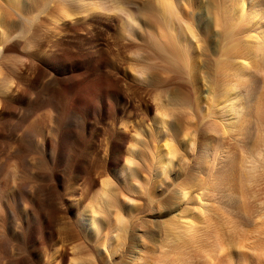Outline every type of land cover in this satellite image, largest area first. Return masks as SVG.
<instances>
[{"label":"rangeland","instance_id":"1","mask_svg":"<svg viewBox=\"0 0 264 264\" xmlns=\"http://www.w3.org/2000/svg\"><path fill=\"white\" fill-rule=\"evenodd\" d=\"M10 1L0 0V264H158L160 258L162 264H226L224 256L213 257L216 253L208 257L214 261L205 258L218 229L234 242L238 236L253 237L248 243L244 239L245 248L256 242L248 249L255 245L258 253L244 248L245 256L233 245L234 264H264V213L259 210L264 209V140L257 129L264 112L255 99L260 72L248 67L247 89L232 92L238 93L232 104L243 109V130L227 136L207 125L211 111L216 120L220 114L209 80L220 58L219 8L210 6L216 15L207 0H194L193 6L176 0V17L167 23L175 28L173 35L192 23L198 52H205L206 66L200 62L196 92H190L184 88L185 72L177 86L166 81L172 72L147 69L150 47L168 53L174 42L165 20L153 16L150 0H67L73 3L70 13L58 19L55 12L54 24L49 17L59 0H48L25 34L16 12L34 16L35 0H20L19 8ZM184 17L191 20L179 26ZM148 89L154 93L146 98ZM126 93L144 105L136 101L127 106ZM249 98L252 106L246 105ZM219 139L227 149L221 162L214 163L210 149ZM117 141H123L121 147ZM165 144L174 152L166 169L161 163L162 152L170 156ZM120 157L126 165L114 172L109 160ZM218 174L228 189L225 196L213 192L209 201L204 186ZM181 185L194 189L186 190L185 197ZM185 205L212 209L203 222L207 228L204 218L197 219L205 227L202 236L199 228L198 233L192 230L200 236H195L197 244L191 242L192 234L184 237L179 225L166 235L161 228L169 216L181 215ZM181 245L186 249L179 250ZM185 250L199 253L185 252L191 260Z\"/></svg>","mask_w":264,"mask_h":264},{"label":"bare ground","instance_id":"2","mask_svg":"<svg viewBox=\"0 0 264 264\" xmlns=\"http://www.w3.org/2000/svg\"><path fill=\"white\" fill-rule=\"evenodd\" d=\"M48 2V0H35L34 1V3H33V5H34V8H35V14H34V16H32V17H26L25 15H23L21 12H16L17 14H18V16H19V24H20V29L24 32V34H25V32L26 31H28L30 28H32V26H33V21L36 19V18H38V15L40 14V12H41V9H42V7L46 4H48L47 2ZM52 0H50L49 2H51ZM72 1H75L76 3H78V1L79 0H72ZM151 2H149L150 3V6H149V9L151 10V12H152V14H153V16L157 13V14H159V16L163 19V20H165V25H164V29H165V31H166V33H167V35H171V37H172V39H173V46L171 47V49H170V51L168 52V53H165V51L164 52H162V51H156L152 46L150 47V54L151 55H149V58L148 59H146L145 60V62L148 60L149 61V63H148V65H147V69L151 72V73H153V72H161V73H164V72H167V71H169V72H172V76H168L167 77V79H166V81H168L169 79L170 80H172V83H173V81H174V83L177 85V86H182V81L180 80V74L182 73L183 74V72H185L186 73V75L188 76V79H187V82H186V84L184 85V88L185 89H187L188 91H190V92H196V84L198 83L197 81H198V78H199V75H200V62L201 63H203L204 64V66H206V59L204 58V60H202V57L201 56H203L204 57V54H205V52H203V50H202V52L200 53V52H198V46L196 45L197 43H196V41L197 40H199V39H197V38H195V34H194V31H193V29H192V27H190L191 26V24H190V22H188L189 20H191V19H189L190 17H188V21H187V19H185V17L183 18V20H181L180 18V20H179V26H180V22H182V23H186V21L188 22L187 24L188 25H184V28H183V26L182 27H179L180 29H179V31H180V33L181 32H184V33H182V34H180L179 32H175V35H173V32L175 31V28H171V26H169L168 27V22L169 21H171V18H172V16H174L175 15V11H178L177 9H176V5H178L177 3H176V0H150ZM185 1V0H184ZM187 2H189V4L190 5H194V0H187ZM207 2V5L209 6V8H210V6H211V8H213V6H216V8L219 10V12H218V10L215 8V10H213V11H215L216 12V15L218 14L219 16H218V18L219 19H217V21L219 20V22H216L218 25H221V31H220V33L219 34H217V36H218V39H217V44H218V47L219 48H221L220 49V58L219 59H217V60H215V62H214V74H213V76L209 79L211 82H212V86H211V91H212V96H211V100L213 101V104L215 105V107L217 106L218 107V109L220 110V114L219 115H216V117H218V120H220L221 122L220 123H217L216 121H218V120H216L215 119V114H213L212 113V111L208 114L209 115V119H208V121H207V125H209V127H217L218 128V130H220L223 134H226L227 136H228V134L230 135V132L231 131H233L234 130V132H235V130L236 129H238L239 131H242L243 129L242 128H244V126L242 125L246 120L245 119H243L242 120V115H243V109L240 107V105H235V104H232V102H234L233 100H234V98H236L235 96L238 94H236V95H234L232 92L234 91V90H237V89H239L240 91H242V89L241 88H245V89H247V85L249 84V83H247V82H249V81H247V79H245V77H247L246 76V72L248 71V67H254L255 68V71L257 70L258 72H260V79H261V84L259 85V88H258V93H257V95H256V104L259 106V108H261V113L262 112H264V0H215V2H216V4L214 5V1L212 2V1H206ZM10 4H11V6L13 7V8H19V6L21 5V1L20 0H11L10 1ZM72 4V6H73V3H71ZM70 3H69V1L67 2V0H59V4H58V6H57V4H56V8L53 10V13H51V16L49 17V21L51 20L52 21V23L53 22H56L57 21V14L56 15H54V13L55 12H57V13H59L58 14V19H59V17H61V16H67V14L68 13H70V11H71V5ZM187 4V3H186ZM32 5V6H33ZM45 5V6H46ZM179 6V5H178ZM55 7V6H54ZM191 6H189V8H190ZM174 8L176 9L175 11H174ZM194 8H195V6H194ZM208 8V9H209ZM211 8L209 9L211 12H212V10H211ZM191 9V8H190ZM149 10V11H150ZM193 10V9H192ZM218 12V13H217ZM179 13V12H178ZM191 13V12H190ZM214 13V12H213ZM174 14V15H173ZM176 14H177V12H176ZM189 14V13H188ZM60 15V16H59ZM179 15V14H178ZM177 15V16H178ZM214 15H215V13H214ZM215 15V16H216ZM187 16V15H186ZM174 17H176V16H174ZM173 17V18H174ZM263 19V20H262ZM176 20V22L178 23V20H177V18L175 19ZM60 21V20H59ZM173 21V20H172ZM184 21V22H183ZM193 22V21H192ZM51 23V24H52ZM163 23H164V21H163ZM174 23L175 22H173V25H174ZM182 23H181V25H182ZM36 24H38V23H36ZM54 24V23H53ZM169 25H170V23H169ZM190 25V26H189ZM56 26V25H55ZM176 26V25H175ZM174 26V27H175ZM58 27V26H57ZM177 27H178V25H177ZM176 27V28H177ZM220 27V26H219ZM170 28V29H169ZM174 30L173 32H172V30ZM171 32H170V31ZM177 30V29H176ZM188 32V33H187ZM196 32V31H195ZM19 33V32H18ZM17 33V34H18ZM21 33V32H20ZM19 33V34H20ZM27 33V32H26ZM172 33V34H171ZM18 34V35H19ZM197 34V33H196ZM21 36V35H20ZM24 36V35H23ZM22 36V37H23ZM164 36H165V38H166V34H165V32H164ZM197 36V35H196ZM184 37V40L186 39V42H184V40L182 39ZM14 38H17V37H14ZM195 38V39H194ZM183 40V41H182ZM182 42H184V44H182ZM196 43V44H195ZM4 46H6V45H4ZM2 47L3 49L5 48V47ZM7 47V46H6ZM202 48H203V46H201ZM8 48V47H7ZM207 48V47H206ZM165 50V49H164ZM206 51V50H205ZM211 52V51H210ZM252 56L253 58H251L250 60H249V56ZM207 56H209V55H207ZM207 56H205V57H207ZM248 58V60L249 61H251V62H247L246 63V59ZM134 60V59H133ZM208 61V60H207ZM245 61V62H244ZM135 62V61H134ZM119 66V65H118ZM118 66H116V67H118ZM253 68V69H254ZM144 69V68H143ZM141 71H142V69H140ZM113 71L114 72H116L114 69H113ZM119 71V70H118ZM114 75V74H113ZM116 75V74H115ZM259 75V74H258ZM119 76V75H118ZM121 76V75H120ZM257 76V75H256ZM117 77V76H116ZM123 77V76H122ZM258 77V76H257ZM119 80V79H118ZM164 82V81H163ZM131 84V83H130ZM125 85V84H124ZM127 85V84H126ZM113 88V87H112ZM193 88H194V90H193ZM110 89V88H109ZM111 90V89H110ZM130 91H132V90H130ZM107 92H109V90L107 91ZM106 92V93H107ZM153 91H151L150 89H148V91L145 93V97L147 98V96H152L153 95ZM127 94V93H126ZM241 95H243V92H242V94ZM107 96H109V94L107 95ZM127 101H126V103H127V106H129V107H131V105L134 103V102H136V101H138V102H140V104H142V106L144 105L143 103H144V101L143 100H141V99H137V98H135L136 96L134 95V94H127ZM240 96V95H239ZM250 99V100H249ZM248 99V101H247V104L246 105H248V103H249V105L253 102L252 100H251V98H249ZM210 100V101H211ZM236 100V99H235ZM237 100H240V98H237ZM236 100V101H237ZM48 101V100H47ZM232 101V102H231ZM255 101V100H254ZM109 102V101H108ZM143 102V103H142ZM230 102H231V104H230ZM162 104V103H161ZM212 104V105H213ZM254 104V103H253ZM159 105V104H158ZM211 105V104H210ZM214 105L212 106V107H214ZM255 105V104H254ZM155 106V105H154ZM162 106V105H161ZM160 106V107H161ZM251 106H252V104H251ZM211 107V106H210ZM247 108L249 107V106H246ZM247 108H245V109H247ZM263 108V109H262ZM155 109L157 110L158 109V106L156 107L155 106ZM160 109V108H159ZM163 110V109H162ZM115 112V111H114ZM161 112V111H160ZM245 113H249L248 112V110H247V112H245L244 111V114ZM260 113V116L262 115ZM263 115H264V113H263ZM227 118H229V121L227 122L226 120H228ZM259 118V117H258ZM231 119V120H230ZM260 119V118H259ZM241 120V121H240ZM240 121V125H239V122ZM244 121V122H243ZM262 121V120H261ZM260 120H259V123H257L258 124V126H257V129H258V131L260 132L259 133V135L261 134V135H263L264 136V122L262 121L261 122ZM219 122V121H218ZM221 123H223L222 125H219V124H221ZM238 123V124H237ZM163 124V123H162ZM233 124H236L237 126L236 127H233L234 125ZM232 125V126H231ZM163 126V125H162ZM243 126V127H242ZM247 126V125H246ZM235 128V129H234ZM212 129V128H211ZM238 133V132H237ZM241 133V132H240ZM69 134V133H68ZM231 136V135H230ZM262 136V137H263ZM262 137L260 138L261 139V142H262V140H264V139H262ZM264 138V137H263ZM116 142V141H115ZM260 142V143H261ZM262 143H264V141L262 142ZM117 146L119 147H121L122 146V144H123V141H122V143L121 142H118L117 141ZM264 145V144H263ZM165 146L166 147H168L169 145L168 144H165ZM172 146V145H171ZM260 146V145H259ZM226 146H225V143L223 142V140L222 139H219L215 144L213 143V147H212V149H210V152H212L211 153V155L213 154V162L215 163V161L218 163H220L221 162V160H222V158L224 157V152L226 151V149H227V147H226V149H225V151H224V148H225ZM170 148V149H169ZM173 148V147H172ZM262 148V147H261ZM173 149H175V148H173ZM262 149H264V148H262ZM169 150V151H168ZM168 153L170 154V156H168V154L166 155V154H163V152L161 153V158H163L164 157V159L161 161V163H162V165L163 166H165V168L164 169H166L167 167H168V165L169 164H171V155H173V153L174 152H172V149H171V147H168ZM161 151V150H160ZM175 151V150H174ZM176 152V151H175ZM164 155H166L167 157H165ZM210 155V156H211ZM124 158V157H123ZM204 159V158H203ZM122 158L120 157V158H118V159H110L109 160V165L112 167L111 169L115 172H121L123 169H124V166L126 165L125 163L124 164H122ZM107 162V161H106ZM125 162H127L126 160H125ZM213 162H211V164L213 163ZM121 163V164H120ZM199 168V167H198ZM196 173H198V174H200V172H199V170L198 169H196ZM219 175V174H218ZM215 176V175H214ZM213 176V177H214ZM221 176L219 175V176H216L214 179H213V181L211 182V183H207L204 187L206 188V192H205V194H203V196L204 197H209L210 199H212V200H214L213 199V197H217V192H221L224 196H225V189L227 188L226 186H227V184L225 183L227 180H225L224 182H223V178H220ZM87 179V178H86ZM88 179H90V178H88ZM89 181V180H88ZM224 184H226V186L224 185ZM193 186V185H192ZM194 187V186H193ZM192 187V188H193ZM200 187V186H199ZM229 187V186H228ZM183 187H182V185L180 186V188H179V192H180V194L181 195H184L185 197L186 196H188V194H189V191H186V190H188V189H184L185 190V192H184V190L182 189ZM187 188V187H186ZM192 188H191V190H192ZM194 189V188H193ZM228 189V188H227ZM226 189V190H227ZM190 190V189H189ZM190 190V191H191ZM204 191V190H203ZM213 192H216L215 194V196L213 195L212 196V198H211V195L213 194ZM203 193V192H202ZM221 193H219V194H221ZM221 194V195H222ZM227 194H228V192H227ZM202 195V194H201ZM221 195H218L219 197L218 198H220V196ZM229 195V194H228ZM201 198V197H200ZM208 198V200L210 201V199ZM222 198V197H221ZM220 198V199H221ZM204 199V198H203ZM215 199H217V198H215ZM211 200V201H212ZM221 201V200H220ZM220 201H218V202H220ZM212 202H214V201H212ZM221 202H223V201H221ZM264 203V202H263ZM202 204V203H201ZM214 204H217V203H215L214 202ZM206 205V204H205ZM205 205H203L202 204V206H205ZM212 205V204H211ZM199 206V205H198ZM207 207H208V205H206ZM214 206V205H213ZM213 206H212V208H213ZM219 207L221 206L222 207V205H218ZM263 206V205H262ZM207 207H202L203 209H202V211L201 210H199V208L200 207H196V205L194 206V208L193 207H191L190 206V208H189V206H187V205H185V207H184V209H183V211H182V214L181 215H179L178 217L176 216V215H171V216H169L166 220H164L163 221V223H162V225H161V228L163 227V230H164V232H165V235H166V233H167V230H169V229H171V228H173V226L175 227V228H178V226L176 227V225H179L180 227H182V229H183V231H182V234L184 235V237H186V239L188 238H190V237H192V232L194 231V229H195V231L194 232H197L196 231V229L198 230V228H199V230H198V232H200V235H201V231L200 230H202L201 228H205V227H203V225H205L206 226V224H204L203 222H208L207 221V219H209L210 217L206 214V212H208V210H209V212L208 213H210V207L207 209ZM220 207V208H221ZM264 207V206H263ZM247 210H246V212L248 211V212H252L253 213V209H251L250 211H249V208H246ZM212 210V209H211ZM256 210H258V208L256 209ZM260 210V213H261V210H262V212L264 213V209H262V207H261V209H259ZM94 212V211H93ZM171 212V211H170ZM245 212V213H246ZM244 213V214H245ZM259 213V214H260ZM223 214V213H222ZM248 214V213H247ZM253 214H255V216H256V211L253 213ZM253 214H251L252 216H253ZM258 214V213H257ZM201 215L203 216V215H206V216H204V217H201ZM262 215V214H261ZM92 216H95V215H93L92 214ZM207 216L209 217V218H207ZM247 216H250V215H247ZM246 216V217H247ZM252 216H250V217H252ZM263 217L262 218H264V215H262ZM205 217L207 218L206 220H205ZM256 217H258V215L256 216ZM199 218V220H201L200 218H204L203 220H201L202 221V226H200V224H199V222L197 221V219ZM260 218H261V216H260ZM261 218V219H262ZM250 219V218H249ZM256 219H258V218H256ZM91 224H92V222H93V217L91 218ZM205 220V221H204ZM263 221H264V219H262ZM82 221H85V219L83 218L82 219ZM196 221H197V223H196ZM200 221V222H201ZM258 220H256V223H258L257 222ZM235 222V221H234ZM237 223V222H236ZM256 223H255V225H256ZM94 224V223H93ZM260 224V223H259ZM258 224V225H259ZM261 224H262V221H261ZM263 224H264V222H263ZM262 224V227L264 226ZM195 225H199V227L197 226V228L196 227H194ZM226 225V224H225ZM255 225H253V226H255ZM257 226V225H256ZM260 227H261V225H259ZM259 226H257V228H260ZM180 227H179V229H180ZM194 228V229H193ZM206 228H207V226H206ZM256 228V227H255ZM218 229V228H217ZM224 229V228H223ZM245 229V228H244ZM193 230V231H192ZM205 230V229H204ZM203 230V231H204ZM219 230V229H218ZM218 230H216L217 232L215 233V236H214V234H213V239H214V241H211L212 242V244L211 245H209L208 244V242H204V245H205V243H207L209 246H210V248H208V249H205L204 247V252L206 253H204L205 255H206V257L204 256V254L202 253V257L201 258H203V256L205 257V258H208V257H212V255L213 254H218V255H213V257H215V256H224L225 257V259H226V264L228 263V264H234V260H233V251H234V249L232 248L233 247V245H237L236 247H238L237 249H239L240 250V252L241 251H245L246 250V252H255L256 251V249H254V251H253V248H255V247H257V246H255L254 245V247H251L250 249H248V247H250L249 245L251 244H249L246 248H245V245H247V243L251 240V241H253L254 239H253V235H254V233L257 235V233L259 234V232L257 231V233L256 232H251L252 234V236H250V237H252V239H249L248 237H246V235L244 236V237H239L238 236V239L234 242L232 239L230 240V238L228 237V236H226L225 235V230H223V232L220 230V231H218ZM248 230V229H247ZM263 230V229H262ZM261 230V231H262ZM206 231V230H205ZM204 231V232H205ZM171 232V231H170ZM181 232V231H180ZM193 232V233H194ZM197 232V233H198ZM225 232V233H224ZM228 232L229 233H231L232 234V232H231V230L228 228ZM264 232V231H263ZM169 233V232H168ZM174 234H173V236L175 235V232H173ZM228 233V234H229ZM246 233H248V231L246 232ZM170 234H172V232L170 233ZM192 234V235H191ZM205 234V233H204ZM230 234V235H231ZM241 234V233H240ZM263 233H261V234H259V235H262ZM197 234L195 233V236H196ZM205 235H207V232H206V234ZM212 235V234H211ZM211 235H209V237L211 236ZM242 235V234H241ZM250 235V234H249ZM248 235V236H249ZM255 235V236H256ZM172 236V237H173ZM179 236V235H178ZM194 235H193V237L192 238H190V239H192L191 240V242L192 243H198V242H194V241H199L200 239L198 238V237H195ZM197 236H199V235H197ZM202 236V235H201ZM208 236V235H207ZM237 236V235H236ZM258 236V235H257ZM256 236V237H257ZM171 236H170V238H172ZM176 237V236H175ZM184 237H183V239H184ZM200 237V236H199ZM204 237H206V236H204ZM231 237V236H230ZM235 237V236H234ZM246 237V238H245ZM259 238H260V236H258ZM262 237V236H261ZM168 238V237H167ZM169 238V239H170ZM182 238V237H181ZM193 238H198V240H194ZM208 238V237H207ZM243 238V239H242ZM180 239V237L178 238V240ZM202 239H203V237H202ZM205 239V238H204ZM203 239V240H204ZM244 239H245V242H247L246 244H245V242H244ZM248 241H247V240ZM173 241H174V239H172ZM182 240V239H181ZM185 240V239H184ZM184 240H182V241H184ZM205 240H209V239H205ZM168 241V240H167ZM210 241V240H209ZM250 241V242H251ZM261 241H263V240H261ZM170 242V241H169ZM180 242V241H179ZM178 242V243H179ZM190 242V241H189ZM190 242V243H191ZM200 242V241H199ZM172 243V242H171ZM174 243H176L177 244V242H174ZM185 243H186V248H187V240H185ZM184 243V244H185ZM191 243V244H192ZM258 243V242H257ZM263 243V242H262ZM261 243V246H263V244ZM175 244V245H176ZM180 244V243H179ZM196 244H195V246H193V248L194 247H196ZM200 244H202V243H200ZM252 244H256V242L254 243H252ZM251 244V245H252ZM173 245V244H172ZM175 245H173V247L174 248H176L175 247ZM257 245H260V241H259V243L257 244ZM180 246V245H179ZM198 246V248H201V247H199V246H202V245H197ZM260 246V247H261ZM181 247H182V245H181ZM184 247V246H183ZM183 247L182 248H180L179 250H184L183 249ZM184 247V248H185ZM235 247V248H236ZM185 248V249H186ZM197 248V250H199ZM245 248V250H243ZM262 248H264V246L262 247ZM159 249H162L161 248V245H160V248ZM176 249H178V248H176ZM189 249L190 250H192L191 248H190V246H189ZM252 249V250H251ZM194 250V249H193ZM201 250V249H200ZM236 250V249H235ZM257 250H260V248H258ZM264 250V249H263ZM161 251V250H160ZM202 251V250H201ZM261 251V252H260ZM259 252L260 253H262V250H260ZM163 252H164V250H163ZM178 252V251H177ZM185 252H187L186 250L184 251V254H185ZM190 252V251H189ZM187 252L188 254H190V253H192V252ZM203 252V251H202ZM246 252H243L244 253V256H245V254H247ZM257 253H258V251H256ZM159 253H162V252H159ZM186 253V254H187ZM197 253H199V252H197ZM197 253H194V251H193V255L195 254H197ZM212 253V254H211ZM242 253V252H241ZM242 253V254H243ZM166 254H167V251H166ZM171 254V253H170ZM185 254V255H186ZM187 254V255H188ZM201 254V253H200ZM211 254V255H210ZM253 254V253H252ZM256 256H257V254L256 253H254ZM253 254V255H254ZM160 255V254H159ZM164 255V254H163ZM172 255V254H171ZM191 255V254H190ZM193 255H191V256H193ZM248 255V254H247ZM254 255V256H255ZM262 255V254H261ZM189 256V255H188ZM188 256H185V257H188ZM258 256H260V255H258ZM160 257V256H159ZM190 257V256H189ZM191 258V257H190ZM189 258V259H190ZM195 258V257H194ZM197 258V257H196ZM198 258H200V257H198ZM217 257H215V259H216ZM260 258L262 259V258H264V255H262V257L260 256ZM161 259V261H162V258H160ZM188 259V258H187ZM193 258H191V260H192ZM209 259V258H208ZM215 259H209V260H212V261H214ZM169 260V259H168ZM203 260H204V258H203ZM206 260V259H205ZM204 260V261H205ZM263 260V259H262ZM161 261H159V263H161ZM173 261V260H172ZM189 261V260H188ZM207 262H208V260H206ZM168 262V261H167ZM207 262H206V264H207ZM262 262V261H261ZM158 263V264H159ZM163 263V262H162ZM161 263V264H162ZM164 263H166L165 261H164ZM172 263H175V262H172ZM171 263V264H172ZM211 263V262H210ZM177 264V263H176Z\"/></svg>","mask_w":264,"mask_h":264}]
</instances>
